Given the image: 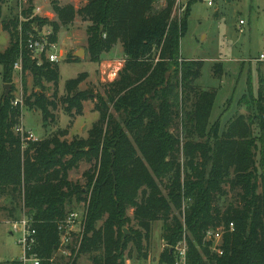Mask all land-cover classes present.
Here are the masks:
<instances>
[{
  "label": "trees",
  "instance_id": "16d2710c",
  "mask_svg": "<svg viewBox=\"0 0 264 264\" xmlns=\"http://www.w3.org/2000/svg\"><path fill=\"white\" fill-rule=\"evenodd\" d=\"M50 2L57 16L50 23L51 42L61 26L80 16L88 22L91 61L99 62L118 42L125 61L102 94L78 89L84 73L65 82L60 100L67 114L79 115L84 101L96 100L99 119L86 138L67 140L58 130L37 141L22 140L15 132L21 106L12 104L11 95L4 98L0 82V197L10 201L11 214L18 207L32 217L38 254L52 255L58 222L75 208L73 202H84L79 253L88 254L91 264H127L128 240L137 260H145L143 241L157 220L163 222L166 247L159 264H174L175 246L183 239L186 264H264V86L256 96L238 100L247 113L234 114L223 128L219 119L210 124L216 90L196 84L202 61L180 57L192 2L180 18L172 15L176 0L158 8L159 0H86L79 8ZM30 30H23L24 39ZM20 57L24 87L28 72L37 88L25 102L41 111L44 122L53 120L57 104L45 83L57 86L59 66L45 58L37 64L11 40L0 52L3 83L12 82ZM81 162L90 164L84 185L69 179ZM124 228L131 235L122 243ZM209 230L222 233L216 250L206 238Z\"/></svg>",
  "mask_w": 264,
  "mask_h": 264
},
{
  "label": "rangeland",
  "instance_id": "374dc122",
  "mask_svg": "<svg viewBox=\"0 0 264 264\" xmlns=\"http://www.w3.org/2000/svg\"><path fill=\"white\" fill-rule=\"evenodd\" d=\"M57 1L60 5L72 4L75 8L83 6L86 2V0ZM211 1L212 5H208V0L176 1L172 15L180 18L187 4L192 2L186 29L180 38V57L202 61L201 74L196 84L205 89L216 90L210 124L219 119L220 127L223 128L234 114L247 113L245 105H237L241 96L249 93L256 96L259 85L264 86V61L258 59L259 54L264 52V0ZM164 3L165 0H159L157 8ZM28 11L31 16H24V13H29ZM34 17L47 22L41 26L36 25V22H32ZM56 19L50 0H18V11L12 7L11 0H0V52L9 46L11 40L18 42L21 49L25 40L23 30H27L28 27L31 30L25 36L30 32L52 34L53 28L50 23ZM240 21H243V24ZM87 25L88 22L76 16L71 24L61 26L56 34V51L60 54L57 62L59 82L56 87L45 83L48 88L47 94L54 98L57 104L52 110L54 119L51 121L44 122L41 111L25 102V98L32 91L37 90L30 73L24 74V87L21 70L13 66L12 82L3 83L0 65L2 93L5 92L6 86L7 97L11 95L12 100L18 99V105L22 109L20 125L25 130L32 131L38 138L44 139L58 130L65 131L63 138L67 140L74 137L86 138L88 131L99 119V113L94 107L96 100L90 98L84 101L82 113L79 115L67 114L60 100L65 94V82L84 73L86 77L79 84L78 89L102 94L105 85L115 80L123 67L125 55L120 42L103 53L99 62L91 61L87 48ZM16 31L18 36L13 34ZM79 50L84 52L79 56L75 55ZM54 91L55 97L52 96ZM174 132L176 133V130ZM89 167L90 164L81 162L77 169L69 172V179L84 185L86 181L84 172ZM232 196L233 193H229L227 200H232ZM72 204L75 208L82 206V202ZM9 207H11L10 201L0 197V262H8L7 264L17 258L21 252L16 242L17 235L11 230V222L20 218L22 213L17 207L11 214ZM132 212L133 209H130L128 214L131 216ZM162 225L161 220L151 224L149 239L143 241L147 253L145 260H137L133 241L128 240L127 264H159V259L166 248L162 240ZM127 235H131L129 230ZM176 247H186L185 239L175 246L174 264H177ZM74 264H91L89 255L79 253Z\"/></svg>",
  "mask_w": 264,
  "mask_h": 264
},
{
  "label": "built area",
  "instance_id": "2783aa9c",
  "mask_svg": "<svg viewBox=\"0 0 264 264\" xmlns=\"http://www.w3.org/2000/svg\"><path fill=\"white\" fill-rule=\"evenodd\" d=\"M179 2V0H176ZM208 5H212V1L208 0ZM243 24V21H240ZM23 46L32 53L37 64L41 63V59L45 58L51 63H57L60 58L59 52L56 51L57 43L49 40V34H36L30 32L27 34ZM258 59L264 61V52H261ZM14 68L21 70V57L14 63ZM13 105H18V99L12 100ZM15 132L19 134L22 140H39L32 131L25 130L20 124L16 126ZM84 202L81 208L69 210L64 218L58 222L57 232L59 234V242L57 248L48 258L38 254L36 246L38 244L37 231L33 225L34 220L31 216L22 214L20 218L11 222V230L16 234V242L20 247V255L13 259L9 264H74L77 255L80 252L81 242L84 234V225L86 219V209ZM230 230L234 229L233 223L229 224ZM206 238L212 240V249L216 250V246L222 239L220 230H209ZM221 253V251H219ZM177 264H186V247H176Z\"/></svg>",
  "mask_w": 264,
  "mask_h": 264
},
{
  "label": "water",
  "instance_id": "95a60500",
  "mask_svg": "<svg viewBox=\"0 0 264 264\" xmlns=\"http://www.w3.org/2000/svg\"><path fill=\"white\" fill-rule=\"evenodd\" d=\"M11 5L14 8L15 11H18V0H11ZM83 50H79L75 53V55L79 56L81 53H83ZM7 97V87L5 86V92H4V98ZM128 234V230L126 228L123 229V237H122V243L124 242V238Z\"/></svg>",
  "mask_w": 264,
  "mask_h": 264
},
{
  "label": "crops",
  "instance_id": "0c3cea01",
  "mask_svg": "<svg viewBox=\"0 0 264 264\" xmlns=\"http://www.w3.org/2000/svg\"><path fill=\"white\" fill-rule=\"evenodd\" d=\"M123 59H124V56H123ZM39 139H41V138H39Z\"/></svg>",
  "mask_w": 264,
  "mask_h": 264
}]
</instances>
